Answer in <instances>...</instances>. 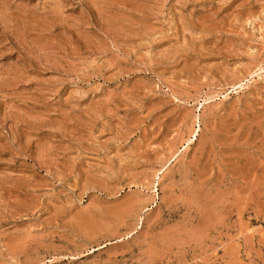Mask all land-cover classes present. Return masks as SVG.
<instances>
[{
	"label": "rangeland",
	"instance_id": "obj_1",
	"mask_svg": "<svg viewBox=\"0 0 264 264\" xmlns=\"http://www.w3.org/2000/svg\"><path fill=\"white\" fill-rule=\"evenodd\" d=\"M0 264H264V0H0Z\"/></svg>",
	"mask_w": 264,
	"mask_h": 264
}]
</instances>
